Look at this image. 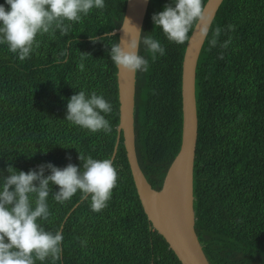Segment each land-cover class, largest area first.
<instances>
[{"label":"trees","instance_id":"trees-1","mask_svg":"<svg viewBox=\"0 0 264 264\" xmlns=\"http://www.w3.org/2000/svg\"><path fill=\"white\" fill-rule=\"evenodd\" d=\"M125 1L104 0L102 10L93 9L79 22H71L64 34L59 29L38 33V45L22 61L0 45L4 175L9 164L25 172L44 162L79 165L77 152L110 159L118 101L116 67L107 52L118 39L105 35L93 43L89 37L118 30ZM167 2L149 0L140 34L158 39L165 55L152 59L141 44L148 67L134 76L135 157L156 191L179 150L181 135L180 78L186 42H168L150 19ZM216 27L221 29L217 44L209 47ZM224 40L229 43L222 48ZM81 89L95 91L111 103L105 116L111 128L107 134L63 119L66 99ZM194 97L192 196L194 232L202 252L208 264H264V0L222 1L197 59ZM112 164L116 184L98 212L89 209L87 200L81 201L79 192L63 204L49 195L50 217L41 224L46 231L60 230L63 240L59 256L42 264H180L141 209L121 136Z\"/></svg>","mask_w":264,"mask_h":264},{"label":"clouds","instance_id":"clouds-1","mask_svg":"<svg viewBox=\"0 0 264 264\" xmlns=\"http://www.w3.org/2000/svg\"><path fill=\"white\" fill-rule=\"evenodd\" d=\"M7 6V7H6ZM104 0H3L0 3V45L14 53L19 60L29 57L38 45L37 34L59 29L61 34L79 22L93 9L102 10ZM152 25L159 29L165 40L182 45L189 39L194 22H200V36L207 37L202 0H168L162 9L151 14ZM127 18L124 17V21ZM64 21H68L65 24ZM128 21V20H127ZM123 31L125 29L120 26ZM133 27V26H132ZM229 29L231 25L227 26ZM127 40L109 46L108 59L125 72L147 70L148 60L140 54V46L152 59L165 55L162 43L150 35L141 36L138 27ZM221 29L212 30L209 47H215ZM102 37L92 36L95 43ZM224 40L221 47H227ZM83 65H81V68ZM112 110L111 103L95 91L81 89L66 99L64 120L89 132L111 131L105 116ZM69 147V146H68ZM79 165L67 163L57 167L44 162L26 172L7 165L0 172V264H41L46 258L56 259L61 252L63 233L46 231L41 221L50 217L48 198L63 204L79 192L88 201L89 209L98 212L106 206L116 184V170L109 158L97 159L77 152ZM70 160V157L66 156ZM56 190H52V186ZM85 241H81L83 245Z\"/></svg>","mask_w":264,"mask_h":264},{"label":"water","instance_id":"water-1","mask_svg":"<svg viewBox=\"0 0 264 264\" xmlns=\"http://www.w3.org/2000/svg\"><path fill=\"white\" fill-rule=\"evenodd\" d=\"M223 0H206L203 5L208 31ZM149 0H126L120 26L113 31L118 41L127 40L134 28L141 30ZM124 17L127 18L124 21ZM133 26V27H132ZM200 22H195L186 41L180 78L181 135L179 150L169 164L159 190L146 182L135 157L133 140V97L135 73L116 66L118 125L110 160L113 161L120 136L131 179L141 209L151 228L165 241L180 264H208L194 232L192 196L193 160L197 136L194 80L195 67L206 37L200 36ZM130 33V34H127ZM83 199H81L82 201ZM76 206V205H75ZM74 206V207H75ZM61 229V228H60ZM60 231V230H59Z\"/></svg>","mask_w":264,"mask_h":264}]
</instances>
